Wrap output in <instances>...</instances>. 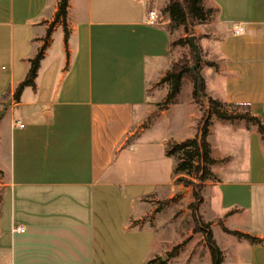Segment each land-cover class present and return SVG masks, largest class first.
<instances>
[{
  "label": "crops",
  "instance_id": "obj_1",
  "mask_svg": "<svg viewBox=\"0 0 264 264\" xmlns=\"http://www.w3.org/2000/svg\"><path fill=\"white\" fill-rule=\"evenodd\" d=\"M59 3L0 0V113L12 99L0 118V264H213L206 241V253H198L187 248L189 229L176 238L170 232L189 217L180 216L179 204L189 202L190 210L192 199L180 193L166 149L196 136L203 116L195 99L188 100L192 133L175 137L167 126L142 148V136L183 102L181 92L158 106L169 87L156 86L174 61L167 28L146 22L157 0H70L68 38L63 20L55 21ZM205 4L216 9L215 21L196 32L206 93L228 113L242 105L264 123V0ZM238 23L244 34L233 33ZM46 42L36 86L16 100ZM208 141L217 179L207 182L201 213L213 234L219 225L231 236L226 248L214 234L223 264H264V242L224 229L264 239L257 126L213 114ZM234 218L238 227L229 225Z\"/></svg>",
  "mask_w": 264,
  "mask_h": 264
},
{
  "label": "trees",
  "instance_id": "obj_2",
  "mask_svg": "<svg viewBox=\"0 0 264 264\" xmlns=\"http://www.w3.org/2000/svg\"><path fill=\"white\" fill-rule=\"evenodd\" d=\"M70 0H60L59 9L56 14L55 21L63 20L66 36L68 38V24L67 14ZM164 11L169 14L170 25L167 27L171 36V52L173 55V47L177 43H181L182 39L173 41V34L184 27L187 33H190V27L195 25L205 24L208 21V16L215 11L213 7H207L205 0H170V3L165 7ZM51 29L48 32L47 39L49 40L51 35ZM193 35L190 33V36ZM187 38V41L190 42ZM179 41V42H178ZM48 42L41 48L37 56L32 59V65L27 77L19 84L14 94V98L19 100L23 90L27 86H36L35 79L38 74L40 63L45 55V50ZM200 47V46H199ZM201 51V48H200ZM194 59L197 62V57L192 49ZM202 61V60H201ZM207 65L217 66L216 63L208 61ZM200 66V65H199ZM192 64H180L173 63L171 69L165 74L162 79V83H166L169 87V93L166 98V103H173L178 95L182 92L184 81L189 74L194 79L195 90L194 95L200 97L198 94V81L199 77L202 78L199 67L196 71H192ZM203 80V78H202ZM201 91L208 97V107L206 108V115L199 122L198 132L195 137L185 139L181 142L170 141L167 144L166 155L174 160L173 173L177 177L176 182L182 184L185 187L192 188V194L194 200L189 204V208L192 211V217L194 222V231L204 233L206 242L212 255L213 264H223V252L216 242L211 228V223L206 222L199 213L201 205L204 203V190L208 181H215L217 179L213 172V166L217 161L212 156V145L208 141L210 134V127L212 125V115L215 114L218 118L225 121H233L238 118L246 119L257 126L262 143L264 145V123L256 116L241 115L228 113L224 109V104L217 99H214L206 93L205 83L201 86ZM232 106V105H231ZM242 106V105H237ZM225 231L233 233L238 237L245 238L250 242H264L263 238L255 237L247 233L240 231H231L224 227ZM180 245L174 249H179ZM149 264H167L165 260H152Z\"/></svg>",
  "mask_w": 264,
  "mask_h": 264
},
{
  "label": "rangeland",
  "instance_id": "obj_3",
  "mask_svg": "<svg viewBox=\"0 0 264 264\" xmlns=\"http://www.w3.org/2000/svg\"><path fill=\"white\" fill-rule=\"evenodd\" d=\"M169 3H170V0H157V4L154 6L155 9L158 10V13L160 16V24H162L166 28L167 27L169 28L170 19H169V14L166 13L164 11V9ZM214 10L215 11H213L208 16L209 18H208V21L206 23H208V22L212 23V21H215L216 9H214ZM198 26H200V25H195L193 27H190L191 28L190 33L196 34ZM190 33H187L185 31L184 27H180V29L173 34V36H172L173 41L176 42L177 40L182 39V41H180L181 42L180 44L176 43L173 47V55L172 56H173L174 63L178 62L180 64L181 61H183V64L186 63V64H192L193 65L196 63V60L194 59V56H193L192 47L190 45V42L187 41V38L189 39ZM156 87L162 88V87H165V84L159 83ZM194 90H195V82H194V79L189 74V76L187 75V77L185 79V82L183 85V90H182V93L180 95V97H181L180 101H183V102L180 103L179 105H176V107L173 109V111H170V113L168 114L169 119L162 118L161 120L158 121L156 126L154 128H152L151 132L148 135L146 134L145 136H142V138H141L142 148L146 147V144H148V143L150 144L152 142H155V138H158L159 136L161 138V135L168 132V130L166 128L167 126H170L173 129V131H174L173 135L175 137H179V136L187 134V133H189V134L192 133L187 128V124L189 122H191L190 118L193 114V111L195 112V108L192 107V104H190L188 102V100H190L191 98L195 99L196 103L198 104V108L201 111L202 116H205L206 111H207L204 104H203V98L202 97H196L194 95ZM167 104L168 103H166V101L164 100L161 103H159L158 106L160 108H165L167 106ZM230 108L232 109L233 112H238L237 114H241V115H245L247 112L245 106L232 105V106H230ZM136 141H137V143L140 142L138 140H136ZM214 141L216 142V139ZM218 169L221 172V177H222V175L226 174L225 171L223 170V168L221 169L218 167ZM180 188L183 190L180 192V193H182V195H185V192H188V196L190 197V200L191 199H192V201L194 200V197H193V194L191 191L192 188L190 189L189 187H185V186L184 187L180 186ZM203 194H204V192H203ZM188 203L183 202V203L179 204L178 210L181 211L180 216L182 214H184V212L188 211L189 217L182 215L183 217L179 220L180 226L174 225L173 230L170 229L171 237L176 238L178 236V233H182L181 232L182 229H183V231L186 229L188 231V229H189L190 235L185 237L186 242H188L187 248L188 249L195 248L196 252H198V253H200V252L206 253V251H204L205 246H206V243H205L206 239H205L204 233L194 231V234H193V232H192V227L194 230V222H193V217H192V211H191V209L190 210L188 209ZM163 204H165L164 201L161 202V206H163ZM211 209L213 211L214 208L212 207ZM199 213L204 219V216L201 213V207L199 209ZM212 214L214 215L215 213L212 212ZM219 217H223V216H219ZM235 220L236 219L234 218V219L229 221L230 227H235V226L238 227V224H237L238 222H236ZM238 221H241V220H238ZM206 222L211 223V221H206ZM213 229H214L215 237L218 239V242L221 243L223 247L229 248L227 243L228 244L230 243L231 236H228L222 230L221 226H219V225H216L215 227H213ZM228 253H230V252H228ZM179 260H182V259H179ZM182 261H184V260H182ZM173 262H176V261H173Z\"/></svg>",
  "mask_w": 264,
  "mask_h": 264
},
{
  "label": "water",
  "instance_id": "obj_4",
  "mask_svg": "<svg viewBox=\"0 0 264 264\" xmlns=\"http://www.w3.org/2000/svg\"><path fill=\"white\" fill-rule=\"evenodd\" d=\"M190 45L197 57V62L195 64L192 65L191 69L192 71H196V69L199 67L201 60H202V53L200 51V47H199V37L197 34H193L190 36ZM203 84V80L201 77H199V81H198V94L200 97L203 98V102L205 104V106L208 107V97L204 95V93L201 91V86ZM12 103V99H9L6 101L4 108L2 109L1 113H0V118L5 114L6 110L8 109V107L11 105Z\"/></svg>",
  "mask_w": 264,
  "mask_h": 264
},
{
  "label": "built area",
  "instance_id": "obj_5",
  "mask_svg": "<svg viewBox=\"0 0 264 264\" xmlns=\"http://www.w3.org/2000/svg\"><path fill=\"white\" fill-rule=\"evenodd\" d=\"M146 22L150 25H158L160 24V16H159V13H158V10L155 9L154 7L153 8H149L147 9V18H146ZM246 32V26L244 23H238L234 26V30H233V33L235 35H238V34H244ZM16 123L21 127V128H24L25 127V124L23 123L22 120L18 119L16 121ZM19 230L21 232H24V228H19Z\"/></svg>",
  "mask_w": 264,
  "mask_h": 264
}]
</instances>
